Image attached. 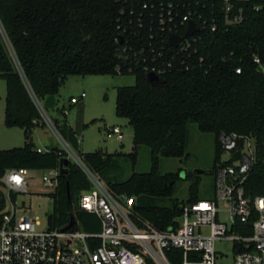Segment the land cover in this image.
Here are the masks:
<instances>
[{
  "label": "trees",
  "instance_id": "1",
  "mask_svg": "<svg viewBox=\"0 0 264 264\" xmlns=\"http://www.w3.org/2000/svg\"><path fill=\"white\" fill-rule=\"evenodd\" d=\"M135 1L0 0V80L7 89L5 126L22 129L25 138L22 147L0 150V185L8 170L55 169L65 155L54 146L39 152L33 135L44 121L26 83L44 100L51 95L57 98L71 75L131 74L135 84L118 87L116 99V114L127 118L134 129L131 153L97 150L81 154L77 134L67 120L53 122L114 194L135 199L132 217L138 226L149 223L160 230L177 228L184 206L199 200V175L187 174L189 197L180 201L174 198L176 184L183 180L180 172L160 174L161 157L188 158L190 123L215 136L210 171L214 179L219 165L228 163L222 162L220 135L254 138L257 157L245 188L253 199L264 196V66L254 63V57L260 56L264 64V4L259 11L247 7L240 26L206 40L204 54L212 64L208 74L176 71L152 83L146 72L125 56L119 43L120 36H129L124 29L130 26L129 6ZM239 67L241 74L236 71ZM140 146L150 149L151 170L121 180L123 157L135 166ZM66 168L56 191L47 194L53 199L49 228H66L73 219L76 230L99 233V219L79 207L81 194L90 189L87 178L70 161ZM11 197L16 202L18 194L11 193ZM150 198L169 199V204L153 203ZM6 206V195L0 190V211ZM168 255L172 264H183L181 250L170 249Z\"/></svg>",
  "mask_w": 264,
  "mask_h": 264
},
{
  "label": "built area",
  "instance_id": "2",
  "mask_svg": "<svg viewBox=\"0 0 264 264\" xmlns=\"http://www.w3.org/2000/svg\"><path fill=\"white\" fill-rule=\"evenodd\" d=\"M262 4L264 0H136L129 6L130 26L124 29L129 36H120L119 43L147 76L161 79L191 70L208 74L212 64L204 54L206 40L240 26L247 7L259 11ZM191 23L197 30L187 35ZM172 36L184 39L173 46ZM254 63L264 66L260 56L254 57ZM236 71L241 74L242 68ZM26 85L44 123L63 146L64 158L87 178L90 189L81 194L79 207L99 219L101 231L76 230L75 222L70 229H50L48 221L41 228L37 218L24 215L26 209L18 205V198L14 202L11 197V193H28L32 170H8L0 185L7 199L0 211V264H172L170 249L182 251L183 264H216L224 256L216 249L219 242L232 243L233 264H264V196L253 199L245 188L257 157L254 138L222 133L219 141L228 155L222 162L228 163L219 165L213 197L187 203L177 228L160 230L149 223L140 227L132 217L135 199L114 194L87 166L59 133L46 99ZM71 101L78 103L76 98ZM112 131L122 134L118 127ZM60 176V167L45 170L41 183L51 188L48 194L56 191Z\"/></svg>",
  "mask_w": 264,
  "mask_h": 264
},
{
  "label": "rangeland",
  "instance_id": "3",
  "mask_svg": "<svg viewBox=\"0 0 264 264\" xmlns=\"http://www.w3.org/2000/svg\"><path fill=\"white\" fill-rule=\"evenodd\" d=\"M134 75H71L60 88L57 96V105L48 110V115L56 120H67L77 134L79 152L81 154L103 150L109 154L122 152L129 154L133 150L134 129L129 120L116 114L117 89L122 86H133ZM6 83L0 80V150H9L22 147L25 142L24 131L20 128L9 129L5 126V97ZM84 94V97H82ZM72 98L78 103H72ZM63 110L67 114H63ZM120 128L122 134L113 133V128ZM111 131V132H110ZM189 144L187 159L161 157L160 174L180 172L183 180L176 184L174 198L186 201L189 197L191 181H186L187 174L194 173L200 176L199 199H210L214 191V175L210 173L215 156V136L212 133H203L198 125H188ZM34 142L39 148L54 146L63 148L55 134L48 128L47 123L34 131ZM228 155L224 153L222 160ZM123 174L121 180H127L133 173L143 174L151 170V152L146 146L138 149L137 163L123 157L121 161ZM34 179L28 181V193L18 196V205L24 206V215L37 218L41 228H46L49 215L53 212V200L47 194L51 188L41 183L44 170L32 171ZM157 204L168 205L169 199L150 198ZM223 220L228 215H222ZM218 252L224 256L216 264H233L234 250L232 243L219 242L216 244Z\"/></svg>",
  "mask_w": 264,
  "mask_h": 264
},
{
  "label": "water",
  "instance_id": "4",
  "mask_svg": "<svg viewBox=\"0 0 264 264\" xmlns=\"http://www.w3.org/2000/svg\"><path fill=\"white\" fill-rule=\"evenodd\" d=\"M196 30H197V29L195 28L194 24L191 23V28H190V30H189V32H188L187 35H191V34H193L194 32H196ZM183 39H184V38H179V37H177V36H172V38H171V43H172L173 46H178L179 43H180ZM122 42H123V39L120 38V43H122ZM148 79H149V81L152 82V83H157V82L160 81V79H159L157 76H155L154 74H150V75L148 76ZM45 105H46V107H47L48 109H54V108L56 107V105H57L56 96L51 95V96L47 97L46 100H45ZM68 165H69V160L66 159V158H63V159L61 160V164H60V173H61V175H66V174H67V168H66V167H67ZM73 225H74V220L72 219L71 222L69 223V225L67 226V229L72 228Z\"/></svg>",
  "mask_w": 264,
  "mask_h": 264
},
{
  "label": "crops",
  "instance_id": "5",
  "mask_svg": "<svg viewBox=\"0 0 264 264\" xmlns=\"http://www.w3.org/2000/svg\"><path fill=\"white\" fill-rule=\"evenodd\" d=\"M6 98V97H5ZM33 138H34V135H33ZM36 144V143H35ZM37 146V145H36ZM50 147H52V146H46V148L44 149V148H39V147H37L38 149H40V150H47L48 148H50Z\"/></svg>",
  "mask_w": 264,
  "mask_h": 264
}]
</instances>
